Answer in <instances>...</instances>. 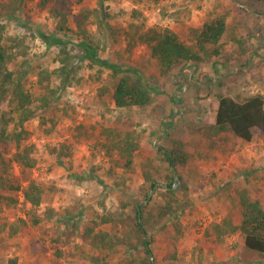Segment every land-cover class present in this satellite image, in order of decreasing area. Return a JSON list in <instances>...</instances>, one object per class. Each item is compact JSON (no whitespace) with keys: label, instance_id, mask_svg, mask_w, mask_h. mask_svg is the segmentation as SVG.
<instances>
[{"label":"rangeland","instance_id":"obj_1","mask_svg":"<svg viewBox=\"0 0 264 264\" xmlns=\"http://www.w3.org/2000/svg\"><path fill=\"white\" fill-rule=\"evenodd\" d=\"M39 2L23 0L15 15L0 11L13 79L32 94L35 116L26 127L37 165L30 174L48 190L37 210L42 223L14 235L11 226L24 225L30 204L22 193L14 206L0 204V264L14 258L17 264H141L138 260L146 254L141 245L135 247L134 236L131 244L110 251L77 236L65 244L52 238L62 234L67 223L78 222L83 229L93 219L101 222L97 230L124 236L137 210L153 212L155 226L158 208L166 201L163 186L174 182L161 148L171 150L176 138L185 142L190 154L186 164L176 165L181 178L178 197L190 205L146 235L154 237L153 264H264L263 256L245 248L239 233L225 235L221 243L213 240L212 231L206 235L211 224L224 217L240 221L239 190L247 189L264 206V134L256 130L252 142L226 134L223 141L212 144L201 130L215 122L219 93L238 100L264 96V0H69L72 14L81 5L94 10L89 20L92 44L78 35L73 16L63 31ZM217 17L225 18L229 30L246 40L249 50L242 59L228 32L222 42L225 54L235 53L229 62L181 65L166 76L145 45L127 50L128 34L135 28L168 26L186 39L189 27ZM67 55L73 67L64 73L62 58ZM114 65L121 70L116 75ZM124 71L145 84L152 94L150 105L114 104L116 76ZM3 112L12 114L8 101L0 107V117ZM79 126L91 129L92 136L76 140L69 156L58 157L52 149L72 138ZM110 130L123 136L131 133L139 141L131 167L114 162L119 155L109 147L115 134ZM148 162L154 166L153 175L160 176L156 188L142 176V164ZM12 170L21 176L16 162ZM48 206L55 210L51 219L43 215ZM176 220L184 233L178 258L170 261L166 231ZM93 255L100 260H93Z\"/></svg>","mask_w":264,"mask_h":264},{"label":"trees","instance_id":"obj_2","mask_svg":"<svg viewBox=\"0 0 264 264\" xmlns=\"http://www.w3.org/2000/svg\"><path fill=\"white\" fill-rule=\"evenodd\" d=\"M23 0H3L0 1V11L7 15H15L22 6ZM42 8L47 9L50 16L58 20L61 30H67L70 16L77 26V33L81 38L92 44L93 40L89 29V20L94 12L93 9L81 5L80 11L72 14L69 0H40ZM96 15V14H95ZM231 29V28H230ZM229 30V26L223 17L211 18L200 26H191L187 30L186 39H182L180 34L168 26H148L146 28H135L128 34L127 50L132 51L137 45H145L149 49L150 57L155 59L159 65L160 74L169 75L177 66L200 63H209L223 60L229 62L235 56L224 53L223 36L229 33L232 42L239 47V58L247 54L249 48L246 40L238 37L235 32ZM4 26L0 22V107L8 101L12 107V114L7 116L3 112L0 117V204L6 207L14 206L19 200V193L23 194L24 201L30 204L28 218L23 220L24 225L19 228L11 226V234H16L19 230L33 225L37 226L44 220L38 213V208L43 204L47 188L31 176V170L37 165L35 154V144L30 143L31 132L26 127V123L35 116V111L31 108L32 94L20 81L13 79L10 70L11 55L8 47L3 42ZM65 52V50H63ZM68 54V53H67ZM64 65L62 70L67 73L72 64L69 56L63 57ZM114 74L121 71L116 65L113 66ZM47 77V75H45ZM114 83L112 100L117 107H140L145 108L152 102V94L145 84L134 74L124 71L116 76ZM65 79L67 77L65 76ZM203 136L212 144L223 141L226 134H232L244 142H252L255 138L256 130L264 134V96L261 94L250 95L244 100L235 99L223 93L218 94V106L215 114V122L205 125L202 129ZM114 132L112 144L106 145L118 151L119 157L114 161L120 167H131L134 161L135 151L139 147V141L132 137L131 133L122 135ZM93 132L89 128L79 126L75 128L72 138H67L57 148L52 150L58 157L69 156L70 148L78 139H89ZM109 135V132H107ZM173 148L166 150L165 160L170 167L186 164L190 154L185 148V142L179 138L173 139ZM163 150V148H161ZM14 150V151H13ZM16 162L21 171V176L13 174V164ZM142 176L150 182L151 188H156L160 176H154V166L151 162L142 164ZM169 177L174 180L172 171ZM170 181L168 187H172ZM165 203L160 205L157 212L155 226L151 222L154 213H139L135 217L133 226L124 236L112 235L108 231L97 230L101 222L96 219L88 222L82 229L78 222L72 223L59 234L52 238L56 243L65 244L72 236H77L84 243H89L92 247L99 249L116 250L119 244H131L130 238L135 237L136 248L139 245L144 247L145 254L139 258L141 264H152L150 244L154 237H146L151 228L161 226V221L167 216L178 217L184 209L190 205L178 197L177 191L164 190ZM241 205L240 221L236 222L230 217H224L221 221H215L207 230L206 235L211 236V231L216 243H221L227 234L239 233L244 239V246L247 250L260 254L264 257V206L257 198H253L247 189L243 188L238 192ZM52 206H48L43 214L46 219H51L54 215ZM104 221H107L106 218ZM169 231V232H168ZM166 231L168 238L167 258L174 261L178 258V253L183 236V229L180 221L173 222V228ZM173 231V232H171ZM65 236L67 239L62 240ZM55 249L57 246H55ZM93 260L99 261V256H91ZM8 264H17L14 258ZM122 264V263H118Z\"/></svg>","mask_w":264,"mask_h":264},{"label":"water","instance_id":"obj_3","mask_svg":"<svg viewBox=\"0 0 264 264\" xmlns=\"http://www.w3.org/2000/svg\"><path fill=\"white\" fill-rule=\"evenodd\" d=\"M163 151H166L165 149H163ZM172 169H173V173H174V182H173V185L172 187H168L167 185H164L163 188L166 189V190H174V191H177L179 186L181 185V178L176 170V168L174 166H172ZM153 190H151V193H152ZM149 198H147L146 201H148ZM140 213V211H139ZM151 258H152V264L154 263V257H153V254L151 253Z\"/></svg>","mask_w":264,"mask_h":264}]
</instances>
